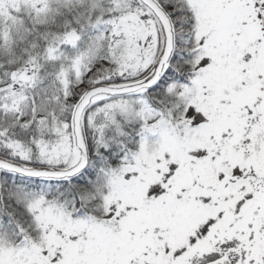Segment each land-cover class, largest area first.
I'll return each mask as SVG.
<instances>
[{
	"label": "snow or ice",
	"instance_id": "6c2138e0",
	"mask_svg": "<svg viewBox=\"0 0 264 264\" xmlns=\"http://www.w3.org/2000/svg\"><path fill=\"white\" fill-rule=\"evenodd\" d=\"M0 264H264V0H0Z\"/></svg>",
	"mask_w": 264,
	"mask_h": 264
}]
</instances>
